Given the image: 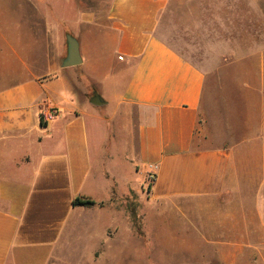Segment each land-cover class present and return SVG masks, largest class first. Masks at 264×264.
<instances>
[{
	"label": "crops",
	"instance_id": "0c3cea01",
	"mask_svg": "<svg viewBox=\"0 0 264 264\" xmlns=\"http://www.w3.org/2000/svg\"><path fill=\"white\" fill-rule=\"evenodd\" d=\"M3 4L8 71H18L0 88V264H107L108 203L133 188L127 162L135 175L155 174L150 206L204 209L234 197L227 223L240 231L226 244L236 252L264 244V77L248 82L242 138L227 117L224 142L213 145L203 106L208 74L223 66L224 53L250 52L233 28L234 18H250L249 0ZM69 35L82 62L64 67ZM30 37H40L37 45ZM95 94L103 105L92 102ZM51 108L61 114L45 124ZM77 198L95 204L74 206Z\"/></svg>",
	"mask_w": 264,
	"mask_h": 264
},
{
	"label": "rangeland",
	"instance_id": "374dc122",
	"mask_svg": "<svg viewBox=\"0 0 264 264\" xmlns=\"http://www.w3.org/2000/svg\"><path fill=\"white\" fill-rule=\"evenodd\" d=\"M249 1L250 18L246 17L243 23L238 17L234 18L233 28L238 34L237 43L244 48L250 44V52H244V49L241 53H224L223 66L216 73L208 74L207 78L203 106L206 107L208 118L207 131L213 135L212 144L216 146L224 142V118L227 117L232 128L239 130L236 136L241 133L239 137L242 138V123L247 118L250 102L252 104V101L248 103L247 98L250 91V87L247 88L248 82L264 77V0ZM3 7L6 5L3 4L2 8L0 6V24L4 21L2 17H5ZM31 9L32 22H40L36 6H31ZM13 17L22 19L23 13L15 12ZM30 30V24L25 23L23 31L28 33ZM35 38L37 40L34 41L30 37V41L37 45L35 43L40 37ZM7 44V37L0 35V88L8 85L4 83L8 82L5 79L7 76L18 71L17 67L8 71ZM222 101L225 106H222ZM124 166L125 178L131 181L133 188L115 191L108 203L112 221L110 258L107 264H263L259 258L264 256V244L241 246L243 249L239 252L226 244L229 235L240 231L228 228L227 223V215L232 205L236 204V198L218 197L204 209L199 204L198 207L193 204H180L178 207L162 204L150 206L148 188L153 184L152 180L135 175L129 162L124 163ZM247 198V204L253 203L252 197ZM96 255L101 259V251ZM74 262L69 264H85V260L81 259Z\"/></svg>",
	"mask_w": 264,
	"mask_h": 264
},
{
	"label": "water",
	"instance_id": "95a60500",
	"mask_svg": "<svg viewBox=\"0 0 264 264\" xmlns=\"http://www.w3.org/2000/svg\"><path fill=\"white\" fill-rule=\"evenodd\" d=\"M67 39L69 44V54L68 58L64 62V67L77 66L82 62L78 42L70 35L67 37ZM92 102L99 106L104 104L98 94H95V100Z\"/></svg>",
	"mask_w": 264,
	"mask_h": 264
},
{
	"label": "built area",
	"instance_id": "2783aa9c",
	"mask_svg": "<svg viewBox=\"0 0 264 264\" xmlns=\"http://www.w3.org/2000/svg\"><path fill=\"white\" fill-rule=\"evenodd\" d=\"M60 114L61 111L58 108H51L42 113L41 120L43 123L49 124L52 121H54L56 118H58ZM148 178L151 179L153 182L155 180V174L151 172Z\"/></svg>",
	"mask_w": 264,
	"mask_h": 264
},
{
	"label": "trees",
	"instance_id": "16d2710c",
	"mask_svg": "<svg viewBox=\"0 0 264 264\" xmlns=\"http://www.w3.org/2000/svg\"><path fill=\"white\" fill-rule=\"evenodd\" d=\"M94 204H95V202L92 200H89V199L77 198L76 200H74V206L75 205L92 206Z\"/></svg>",
	"mask_w": 264,
	"mask_h": 264
}]
</instances>
